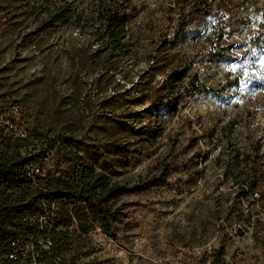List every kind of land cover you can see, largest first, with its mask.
Returning a JSON list of instances; mask_svg holds the SVG:
<instances>
[{
	"label": "rangeland",
	"instance_id": "374dc122",
	"mask_svg": "<svg viewBox=\"0 0 264 264\" xmlns=\"http://www.w3.org/2000/svg\"><path fill=\"white\" fill-rule=\"evenodd\" d=\"M135 1L141 10L131 26L143 57L137 69H147L154 64V48L173 34L179 13L172 0ZM260 4L264 9V0ZM261 8H250L255 18L231 38L238 54L256 33ZM6 25L0 22V104L19 105V123L34 138L66 132L89 134L98 142L97 130H87L89 123L82 119L83 97L93 88L85 82L77 91L65 67L58 76L44 74L34 35L23 38L18 25ZM209 40L194 32L175 58L179 66L189 67L184 82L196 80L198 72L213 91L185 89L178 112L165 120L158 138L131 166L111 174L113 180L139 186L112 200L122 211L118 238L91 230L70 264H179L178 245L207 242L240 246L248 264H264V41L244 62L214 65L206 56ZM253 72L259 83L252 82ZM97 74L82 79L91 82ZM164 77L157 73L154 83ZM228 77L229 85L224 84ZM148 102L130 107L141 113L137 122L148 121L143 109ZM58 107L69 115L58 116ZM7 131L0 129V138Z\"/></svg>",
	"mask_w": 264,
	"mask_h": 264
},
{
	"label": "trees",
	"instance_id": "16d2710c",
	"mask_svg": "<svg viewBox=\"0 0 264 264\" xmlns=\"http://www.w3.org/2000/svg\"><path fill=\"white\" fill-rule=\"evenodd\" d=\"M172 1V9L179 13L173 34L165 35L154 48V64L137 69L143 57L138 48L140 38L131 26L141 10L135 0H0V15L4 16L0 22L7 27L18 25L23 38L34 35V44L44 61V74L58 76L65 67L67 76L78 84L77 91L85 82L93 88V94L83 97L87 100H83L82 119L89 123L87 130L99 133L98 142L89 140V134H43L40 139L52 136L54 141L59 140L53 152V167H59L61 173L36 185L21 175L23 169L34 165V156L17 160L20 148L29 139L18 136L13 126L0 124L1 130L8 129L0 138V180L20 187V195H14L12 190L0 202V240L13 215L20 216L19 224L25 230H35L40 225L39 215L53 199L59 200L56 216L43 222L44 230L53 237L49 256L60 255L63 264H70L84 246L83 233L88 235L97 224L118 238L116 223L118 219L122 221V211L114 207L112 200L139 186L113 180L111 174L131 166L134 158L145 152V145L158 138L165 120L178 112L185 89L213 91L206 81L199 80L198 72L196 80L184 82L190 75L189 67L176 63L178 48L194 32H199L200 37L209 36L207 60L218 65L223 60L244 62L264 41V9L260 0H210L213 4L216 1V9L209 0ZM254 5L257 10L259 5L261 8L259 27L247 40L243 53L238 54L231 38L255 18V12L250 11ZM210 15L213 19L208 20ZM95 70L98 74L91 82L82 79L83 74ZM160 72L165 77L154 83ZM252 82L259 83L257 72H253ZM225 83L230 84L229 77ZM147 100L143 109L149 119L146 123L137 122L141 113L130 107ZM3 106H17L18 114L21 112L17 104ZM59 107L58 116L69 115ZM117 108L118 113H111ZM70 209L77 219L73 231L62 226L64 221H74L69 216ZM6 256L7 250L0 249V258Z\"/></svg>",
	"mask_w": 264,
	"mask_h": 264
},
{
	"label": "built area",
	"instance_id": "2783aa9c",
	"mask_svg": "<svg viewBox=\"0 0 264 264\" xmlns=\"http://www.w3.org/2000/svg\"><path fill=\"white\" fill-rule=\"evenodd\" d=\"M19 121L21 119L17 106L6 108L0 104V124L6 126V128L13 126L18 136L29 139L28 143L20 148L17 160L25 155H33L34 165L28 169H23L21 175L30 179L36 185L44 178L58 176L61 171L59 167H53V152H56L55 148L59 140L54 141L52 136L43 139L34 138L29 134L28 128ZM52 142L55 145H52ZM8 185L0 180V202L12 190H14V195H20V187ZM58 202V199L51 201L50 207L39 215L40 225L32 231L25 230L19 224L20 216L14 218V215L10 216V221L6 222V230L1 235L0 240V249L7 250V258H0V264H63L60 255L49 256L53 246V237L43 228V222H47L56 216ZM69 216H72L74 221L70 223L64 221L62 226L64 225L70 231H73L77 219L71 209L69 210ZM93 229L106 233L98 224ZM83 234L87 235L86 233ZM176 249L180 255L178 258L179 264H248L242 253V248L226 242L217 245L212 244V242L180 244Z\"/></svg>",
	"mask_w": 264,
	"mask_h": 264
},
{
	"label": "bare ground",
	"instance_id": "6f19581e",
	"mask_svg": "<svg viewBox=\"0 0 264 264\" xmlns=\"http://www.w3.org/2000/svg\"><path fill=\"white\" fill-rule=\"evenodd\" d=\"M54 155V154H53ZM7 257V256H6Z\"/></svg>",
	"mask_w": 264,
	"mask_h": 264
}]
</instances>
